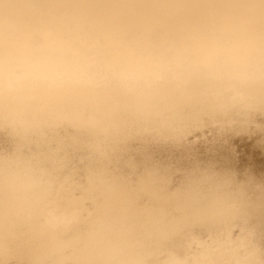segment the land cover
I'll return each instance as SVG.
<instances>
[{"label":"clouds","instance_id":"obj_1","mask_svg":"<svg viewBox=\"0 0 264 264\" xmlns=\"http://www.w3.org/2000/svg\"><path fill=\"white\" fill-rule=\"evenodd\" d=\"M0 264H264V0H0Z\"/></svg>","mask_w":264,"mask_h":264}]
</instances>
